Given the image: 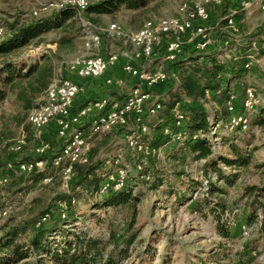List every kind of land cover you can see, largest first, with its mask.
I'll list each match as a JSON object with an SVG mask.
<instances>
[{"label": "rangeland", "instance_id": "1", "mask_svg": "<svg viewBox=\"0 0 264 264\" xmlns=\"http://www.w3.org/2000/svg\"><path fill=\"white\" fill-rule=\"evenodd\" d=\"M191 1L148 0L147 6L137 11L122 7L113 15L83 14L73 26L53 30L42 36L39 43L32 44L7 58H0V66L5 61L31 64L35 62L34 59L43 60L46 56L52 60L55 77L64 70V62L85 53L84 44L87 29L83 26V22L91 24L94 30L95 27L106 28L111 23H118L125 29L137 31L149 20L177 16L180 6ZM54 2L57 0H0V38L9 33L13 25L41 22L59 13L61 10L51 7ZM230 7L228 5L221 10L215 9L211 14L212 21L208 32L210 49L199 53L200 55H194L193 44L187 43L183 48V54L178 58L180 63L177 64H182L180 68L186 70L194 64L193 61L190 62L192 57H198L201 62H206L213 55H217L221 59L228 57L231 60L233 56L247 50V55L253 56V68L242 78L241 83L256 90L259 104L256 112L250 115V122L258 124L264 118V11L253 9L235 14V28L231 29L222 21L224 17L233 15L228 14ZM218 23L219 25H217ZM69 24L70 22H68ZM64 37L70 38L72 42L60 46L59 43ZM186 41L187 39H184V42ZM104 43L108 51L123 49L119 42L105 40ZM165 57V51H159L156 60L149 63V70L152 72L159 69L167 72L173 70L175 66L170 64ZM116 75L124 76L119 72ZM130 81L126 77V86L130 87ZM104 91L102 82L101 84L91 82L88 85L87 95L79 100L81 104L89 103L98 99ZM180 93L181 91L176 87L157 89L151 92L146 109H150L156 103H160L162 109L156 116L148 114L144 118L150 129L149 135L145 139L148 146H154L156 139L160 137V133L151 126L167 112V105L172 102L174 96H178ZM39 95L34 99V103ZM124 98L123 95H120L115 99L121 102ZM182 98L185 102H192L189 98ZM197 104L203 111L211 114L219 109L217 103L210 98L199 100ZM27 114L22 111L20 106L9 102H5L0 108V178L8 175L9 180L6 184H0V230L8 222L23 220L31 214L38 215L47 211L54 213L58 201L67 194L73 195L74 193L72 190L67 193L70 188H65L61 172L49 169V165L46 166L48 168L46 174L52 179L49 183L35 182L37 175L18 176L13 174L12 176L8 174L9 166H13L14 162L16 163L18 160L30 162L35 159L33 153L35 146L32 143H29L19 155H13L10 152L20 129L23 127L27 131L29 130ZM216 132L218 138L212 139L216 152L214 159L219 154H227L228 147L224 146L222 141V138L226 137L236 136L239 146L252 152V155L250 154L252 158L247 168L231 169L222 166L227 176H236L230 185H226L220 179H215V175H212L210 171H208V175L206 174V162L210 159L195 161L192 155L183 154L184 151L181 149L183 146L178 142H171L163 148L164 157L144 154L137 156L135 153L127 151L121 131L95 141L92 147V161L93 164L102 162L97 173V176L100 177L108 171V167L104 165L105 161L116 154H121L123 156L122 163L128 169L129 184L135 192L147 191L156 178L163 183L159 191L169 185L185 190L188 184H196L197 188L193 191L191 203L179 207H169L168 203L163 204L162 201L157 202L156 200L155 203V199L152 198L154 195L150 193V199L139 206L142 213L137 219L135 228L144 230L141 234L144 238L158 236L162 243H167L168 246L164 247L158 242L155 248L159 254L169 250L173 264H201L200 259L204 263L213 262L209 264H264V229L261 228L263 214L261 206L264 205V125H255L241 133H237L231 127L222 129L220 126H214L212 133ZM175 155L178 158L174 159ZM139 166L143 168L142 171L138 169ZM146 171L152 175L151 178L146 177ZM212 187L223 188L226 194L213 196ZM251 189L254 191L251 192ZM75 194L79 207L87 208L82 190L77 188ZM206 198L211 204L209 208H219L218 214L221 216L222 222L230 228L232 240L226 241L219 237L212 214H207V210L203 214L195 212L196 202H202ZM220 205L226 209L225 213H222ZM251 214L256 217L252 224H248L247 220ZM123 223L122 215L117 216L114 227L117 234L121 233ZM107 229L106 226H93L94 233L104 236L108 234ZM1 234L2 231H0V236ZM211 258H217L215 259L217 261H210ZM152 264H159V262Z\"/></svg>", "mask_w": 264, "mask_h": 264}, {"label": "trees", "instance_id": "2", "mask_svg": "<svg viewBox=\"0 0 264 264\" xmlns=\"http://www.w3.org/2000/svg\"><path fill=\"white\" fill-rule=\"evenodd\" d=\"M147 4L148 0L101 1L90 6L84 15H113L122 7L137 11L145 8ZM77 19H79L78 11L68 8L41 22L11 26L9 33L0 38V58H7L32 44L39 43L42 36L53 30L73 26ZM68 22H70L69 25ZM71 42L70 38L64 37L59 44L65 46ZM246 51L243 50L241 54L233 56L231 60L213 55L206 62H201L198 57H192L190 62L193 61L194 64L186 70L180 68L182 64H173L175 66L173 70L177 72L180 79L178 89L181 93L172 98V102L167 105V112L151 126L160 133V137L151 147L165 148L172 141L163 134V131L172 126V110L175 105L179 104L181 110L188 116L185 129L187 141L181 144L183 154L192 155L195 161L210 159L206 162V174L208 175V171H210L212 175H215V179L222 180L226 185H230L236 176H227L222 166L231 169L247 168L252 158V152L239 146L236 136L226 137L222 138V141L223 145L228 147L227 154H219L214 159L216 152L212 139H217L218 134L217 132L213 134L212 128L220 126L222 129H229L230 115L226 111V104L229 101L228 94L234 92L241 99L244 90L250 88L241 83L242 78L253 68L246 67L248 56ZM193 54L200 55L195 52ZM34 61L31 64H18L14 61L2 63L0 66V108L5 102H9L20 106L22 111L27 114L33 107L36 96L52 82L55 70L51 58L45 56L43 60L34 59ZM166 88H173V85L165 84L157 89ZM206 92L210 93L212 101H215L219 107L213 114L203 111L197 104L199 100H207ZM181 95L189 98L192 102H185ZM258 124L264 125V118ZM258 124L250 122L247 129ZM232 130L237 133L244 132L240 127ZM194 137L197 138L194 139ZM92 151L87 165L74 167V175L69 182L70 190H68V192L72 190L74 193L61 198L55 206L54 213L47 211L38 215L31 214L23 220L10 221L1 228L0 264L174 263L169 250L159 254L155 248L158 242L164 247L168 246L167 243H162L158 236L144 238L141 236L144 230L135 228L137 219L142 213L139 206L150 199V193H153L152 198L155 199V203L156 200L157 202L162 201L163 204L168 203L169 207H179L191 203L193 191L197 188L196 184H188L185 190L169 185L159 191L163 183L156 178L147 191L135 192L128 180L126 186L120 191L101 193L103 180L97 176V173L102 162L93 164ZM173 158L178 157L175 155ZM13 165L17 164L14 162ZM146 173L150 177L152 176L149 172L146 171ZM8 174L13 176L14 173L9 171ZM31 175H37L35 182L43 181L47 176L46 173L37 172ZM77 188L82 190L87 208L81 209L77 204L75 198ZM252 191L254 189H251ZM158 192L160 194H157ZM211 193L213 196L226 194L223 188L215 187H212ZM92 198L96 199L91 200ZM60 204H64L66 208L63 209ZM210 205L208 198L202 202L198 201L194 206L195 212L203 214L207 210V214H212L219 237L226 241L232 240L230 228L222 222L223 220L218 214L219 208H209ZM220 207L222 213H225L226 209L221 205ZM261 207L263 211L261 228L264 229V205ZM119 215H122L124 223L120 230L121 233L119 231L120 234H117L114 227ZM46 216L49 218L42 221ZM255 217L254 214H251L247 223L252 224ZM93 226H106L108 234L104 236L94 233ZM160 256L162 257L159 258ZM215 259L217 258L210 261H217ZM200 262L201 264L213 263H204L202 259Z\"/></svg>", "mask_w": 264, "mask_h": 264}, {"label": "built area", "instance_id": "3", "mask_svg": "<svg viewBox=\"0 0 264 264\" xmlns=\"http://www.w3.org/2000/svg\"><path fill=\"white\" fill-rule=\"evenodd\" d=\"M101 1L110 0H57L51 7L61 11L76 9L81 18L90 6ZM228 5L231 6L228 14L233 15L224 17L222 21L231 29L235 28V14L253 9L264 11V0H192L180 6L177 16L149 20L137 31L125 29L118 23H111L106 28L95 27L94 30L91 24L83 22L87 29L85 53L64 62L62 73L53 78L28 112L29 130L22 127L10 148L11 154L19 155L32 143L35 159L30 162L18 160L17 165L9 166V171L15 175L46 173L49 165V169L61 172L68 189L74 167L89 163L95 141L117 131H121L127 151L137 156L164 157L162 147L146 144L150 129L144 120L148 114L156 116L162 105L156 103L150 109H146V105L151 92L165 84L178 88L180 79L174 70L150 71L149 63L155 61L162 50L170 64L179 63L178 58L187 43L193 44L195 53L210 49L211 14L215 9L221 10ZM105 40L119 42L123 49L108 51ZM246 67H253V56H247ZM118 72L125 77L116 75ZM126 77L131 80L130 87L126 86ZM101 78H104L103 94L81 104L79 99L87 95L89 83ZM116 94L123 95V101H116ZM228 96L226 111L230 115V127L247 130L250 115L256 112L259 104L256 90L246 88L241 99L234 92ZM206 98L211 99L209 92H206ZM187 121L188 116L180 105H175L172 126L165 128L163 134L172 142L185 143ZM122 159L121 154H116L105 161L108 171L100 175L103 180L101 193L120 191L126 186L129 173ZM138 169L143 170L141 166ZM46 175L44 183L51 182V177ZM146 177L151 178L149 175ZM8 181L7 177L0 178V184ZM60 206L66 208L64 204ZM48 218L46 216L42 221Z\"/></svg>", "mask_w": 264, "mask_h": 264}, {"label": "crops", "instance_id": "4", "mask_svg": "<svg viewBox=\"0 0 264 264\" xmlns=\"http://www.w3.org/2000/svg\"><path fill=\"white\" fill-rule=\"evenodd\" d=\"M103 80H104V78H101L100 80H98V81H96V84L97 83H100L101 84V82H103ZM121 94H116V96H120ZM116 96H115V98H116ZM120 102V101H119Z\"/></svg>", "mask_w": 264, "mask_h": 264}]
</instances>
